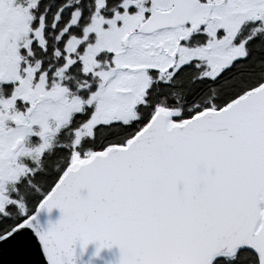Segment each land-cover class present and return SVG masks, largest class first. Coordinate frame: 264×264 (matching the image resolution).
I'll return each mask as SVG.
<instances>
[{
  "label": "snow or ice",
  "instance_id": "1",
  "mask_svg": "<svg viewBox=\"0 0 264 264\" xmlns=\"http://www.w3.org/2000/svg\"><path fill=\"white\" fill-rule=\"evenodd\" d=\"M77 242L264 264V0H0V264Z\"/></svg>",
  "mask_w": 264,
  "mask_h": 264
},
{
  "label": "water",
  "instance_id": "2",
  "mask_svg": "<svg viewBox=\"0 0 264 264\" xmlns=\"http://www.w3.org/2000/svg\"><path fill=\"white\" fill-rule=\"evenodd\" d=\"M60 217L61 212L59 209H53L50 213L45 210L40 214V221L45 227H48L49 220L55 223ZM74 247L78 257L77 264H120L122 252L118 245L102 248L99 256L95 255L99 242L89 243L83 252H81L79 242Z\"/></svg>",
  "mask_w": 264,
  "mask_h": 264
}]
</instances>
